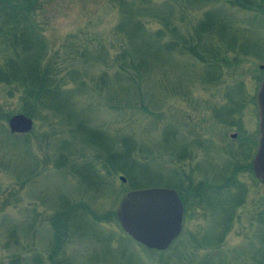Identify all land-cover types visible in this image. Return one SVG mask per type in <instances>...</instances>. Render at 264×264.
<instances>
[{"label": "rangeland", "instance_id": "1", "mask_svg": "<svg viewBox=\"0 0 264 264\" xmlns=\"http://www.w3.org/2000/svg\"><path fill=\"white\" fill-rule=\"evenodd\" d=\"M13 1L24 10L0 7L1 28L20 36L28 12L44 43L0 34V62L21 61L39 86L31 70L44 54L59 107L0 81V115L34 119L25 136L0 118V264H264V182L253 168L264 0ZM229 177L231 191L201 190ZM158 186L185 206L164 251L131 241L117 217L126 192ZM65 199L83 222L60 214Z\"/></svg>", "mask_w": 264, "mask_h": 264}, {"label": "water", "instance_id": "2", "mask_svg": "<svg viewBox=\"0 0 264 264\" xmlns=\"http://www.w3.org/2000/svg\"><path fill=\"white\" fill-rule=\"evenodd\" d=\"M260 67L264 68V64ZM257 104L260 139L253 168L256 176L264 182V78L257 92ZM8 125L12 133H28L34 126V119L25 113H16L10 117ZM120 178L126 181L124 175ZM183 215V201L178 191L172 187L130 190L123 195L117 209V217L123 228L136 240L157 249L167 248L179 235Z\"/></svg>", "mask_w": 264, "mask_h": 264}, {"label": "trees", "instance_id": "3", "mask_svg": "<svg viewBox=\"0 0 264 264\" xmlns=\"http://www.w3.org/2000/svg\"><path fill=\"white\" fill-rule=\"evenodd\" d=\"M31 3H32V0H26V3L25 4H26V6L30 7V4ZM0 7H1V10H2L3 13H6L5 11H7V12L8 11H11V13H12L13 11L21 12L22 10H24V8L20 4H15V1H13V0H0ZM24 13L27 14V16L25 17V20H27V26H22L21 28L22 29L24 28V31L25 32L22 30L23 33L20 36H17L14 27L9 28V29L6 28V25H7V27L9 25V23H7V24L4 25V28L3 29L0 26V34H3L4 39H7L8 38V35H9L8 33H10V36H14L12 38L13 41H14V43H16V42L17 43H20L21 40H23L24 42L27 43V38H25V36H29V34L32 33V35H34L35 38L40 43L42 42L41 44H43L44 42L40 38V36H38L39 34L37 33V29H36L35 25L33 24L32 20L30 19L31 17L29 15V13L28 12H24ZM1 17H4V14ZM5 20H3L0 24H2ZM208 20H210L209 17H207L205 19V21H207V22H208ZM139 21L140 20H137V22L140 23L139 25H141L140 27L143 30V23L141 21L140 22ZM18 23H20V21ZM17 32H19V31L17 30ZM172 42H173V45L176 48H179L181 45H183L181 39H176V40H174ZM43 46L46 47L45 45H43ZM174 46H173V48H175ZM168 47H169V45H168ZM173 48H172V45H171V47L168 50L173 49ZM129 53L130 52L126 53L125 56H124V58H126L127 56H129ZM44 56L45 55L42 54V53H39L38 54L37 59L35 60V69L34 70L33 69L31 70V72H33L34 74H36V75H34V77L35 76L36 77H39V78L41 76L43 77L41 79V83L39 84V86L37 84H35L34 86L29 84V82L32 83V84L34 83L33 77L28 82L29 75L26 74V71L27 70L25 71V65H23L22 62L19 61V60H12L14 62V64H11L10 62H6V64H2L0 62V81L6 82V83L7 82H11V81H16L15 83L19 87L21 86V88H23V91L27 94V96L29 98L34 99L36 102L37 101H40V100L41 101L45 100L47 102H53L54 101L55 104L54 103H52V104L58 108L59 105H57V102H56L58 100V98H59L58 97V90H57L58 87L57 86L56 87H53L51 85L52 83L49 82V80H48V74H47V72L45 73V71L41 69L42 66L40 64V59H42ZM5 65H8V67L14 66V68H16V73L17 72L18 73H17V77H15V79L10 80L9 75H10L11 69L8 71L6 69L7 67H5ZM7 72H9V73H7ZM40 72H42V73L40 74ZM36 80H37V83H38V80L39 79H36ZM21 112H26V114L31 115L27 111H22L21 110ZM11 115H13V114H7V115L3 114V115H0V118H4L5 116H6V118H10ZM84 127H86L85 124H82L80 126V128H84ZM9 132L11 134H17V133H12L11 131H9ZM19 135L28 136L29 134L28 133H24V134H19ZM123 162L125 164L129 163L128 166H130L132 168V170L134 169L135 163L136 164L138 163V162L135 161V159H132V160H129L128 159V161L127 160H123ZM124 163H122V164L124 165ZM130 164L133 165V167ZM128 166H125L124 165V169L125 170H128ZM127 174L130 175V174H132V172H130V173L127 172ZM91 180H92V182H94L93 179H91ZM91 180L88 178V180H86V181L87 182H91ZM133 184H134L133 185L134 187L133 186H131V187L135 188L136 187V185H135L136 183H133ZM137 187H141V186H137ZM62 204H63L62 207L63 208H66V210H65V212L60 213L61 215L64 216L66 213H68L69 215L68 214L67 215L69 216V218H72V219H74L76 221H78L80 219L87 218V217H85L84 213H82L77 208H75V203L74 204L73 203H70L69 200L66 201V199H65V202H62ZM82 207H84V206H82ZM84 220H82V221L80 220V221L83 222Z\"/></svg>", "mask_w": 264, "mask_h": 264}, {"label": "flooded vegetation", "instance_id": "4", "mask_svg": "<svg viewBox=\"0 0 264 264\" xmlns=\"http://www.w3.org/2000/svg\"><path fill=\"white\" fill-rule=\"evenodd\" d=\"M258 116H259V112H258ZM259 120H260V118H259ZM259 124H260V122H259ZM223 179H224V177H223ZM260 179V178H259ZM261 180V179H260ZM233 182H234V178H233ZM221 184V183H220ZM223 184V186L222 185H213V183L212 184H210L208 187L206 186V185H203L202 186V188H201V190L202 191H206V189H208V191H211V189L210 188H214V187H216L217 189H219V190H221V191H231L232 189H233V187H236L237 185H235L234 183H231V181H230V177L228 178V183H226V182H223L222 183ZM235 185V186H234ZM238 187V186H237ZM241 187V186H240ZM239 187V188H240ZM243 189V188H242ZM244 190H245V188H244ZM245 198H246V196L244 197V198H242L241 199V202L242 201H244L245 200ZM183 201V200H182ZM240 202V203H241ZM183 204H184V202H183ZM184 209H185V206H184ZM235 217V215H233L232 213H228V219H227V225H231V222L235 219L234 218ZM183 222H184V215H183ZM123 227V226H122ZM183 229H184V223H182V228H181V231H180V233H179V235H177L174 239H173V241L169 244V246L167 247V248H165V249H157V248H152V247H149V246H147V245H145L144 243H142V242H140V241H138V240H136L135 238H133L125 229V231L128 233V237L130 238V240L131 241H136L137 243H139V244H141L142 246H144V247H146V248H149V249H153V250H157V251H164V250H167L172 244H173V242L180 236V234L182 233V231H183ZM136 242H134V243H136ZM111 243H112V240H111Z\"/></svg>", "mask_w": 264, "mask_h": 264}]
</instances>
